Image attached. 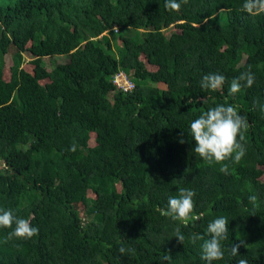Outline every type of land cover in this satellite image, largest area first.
I'll use <instances>...</instances> for the list:
<instances>
[{
  "label": "trees",
  "instance_id": "1",
  "mask_svg": "<svg viewBox=\"0 0 264 264\" xmlns=\"http://www.w3.org/2000/svg\"><path fill=\"white\" fill-rule=\"evenodd\" d=\"M177 2L0 0V207L39 229L8 243L11 229H0V264H209L190 236L207 239L220 216L229 238L211 264H264V13L242 11L244 0ZM61 55L68 61L42 65ZM249 67L254 84L230 95ZM119 70L133 89L112 82ZM208 73L225 76L221 89L200 87ZM217 104L249 125L228 175L194 152L189 133ZM178 187L196 193L199 218L187 226L158 211Z\"/></svg>",
  "mask_w": 264,
  "mask_h": 264
},
{
  "label": "clouds",
  "instance_id": "2",
  "mask_svg": "<svg viewBox=\"0 0 264 264\" xmlns=\"http://www.w3.org/2000/svg\"><path fill=\"white\" fill-rule=\"evenodd\" d=\"M188 0H183L187 3ZM181 4L177 0H165V8L171 11H178ZM241 10L250 15L256 16L264 13V0H244ZM225 82V76L219 73H208L202 76L200 87L204 90L216 91L222 88ZM255 82V75L251 68L242 72L238 77L231 80L229 94L235 95L242 88L251 87ZM258 103V101H254ZM261 113H264V103L259 104ZM249 125L246 117L240 115L237 108L232 105L217 104L202 111L198 118L190 122L189 133L195 141L193 148L194 152L202 158L206 164H220L219 171L222 174H231L229 164L225 161L231 160L232 163L238 164L246 155L247 149L245 146L244 133ZM183 143V140L180 141ZM70 151L76 150V145H71ZM251 191V185L248 186ZM195 191L189 188L178 187L177 194L169 196L166 209H158L161 215L170 218L173 221H180L187 226L188 223L199 216H193ZM249 202L254 208L259 207V199L256 194L249 195ZM229 220L227 217H217L207 224V235L205 239L199 234L193 233L190 236V241L195 244L197 240H203L201 245L202 259L211 264L213 261L222 260L225 256V251L222 247V241L229 238ZM11 229L3 238V243H8L12 239H31L38 235L39 229L31 224L30 220L20 218L14 215L11 209L0 207V229ZM174 236L179 243L184 242V235L177 228ZM243 244H232L229 252L232 256L239 254V248ZM124 248H120L119 252L123 254ZM164 260L169 259V254L166 253ZM237 264H247V260L240 259Z\"/></svg>",
  "mask_w": 264,
  "mask_h": 264
},
{
  "label": "rangeland",
  "instance_id": "3",
  "mask_svg": "<svg viewBox=\"0 0 264 264\" xmlns=\"http://www.w3.org/2000/svg\"><path fill=\"white\" fill-rule=\"evenodd\" d=\"M173 27H169V30H172ZM168 30V29H167ZM133 33V31H129ZM167 32V31H166ZM169 33V32H167ZM114 54H117V49L115 47L112 48ZM28 60L29 57H26ZM5 65L8 66L11 64V56L9 54L5 55ZM68 61V56L67 55H61V56H53V57H44L42 59V65L46 67L47 69H51L55 64L57 63H64Z\"/></svg>",
  "mask_w": 264,
  "mask_h": 264
},
{
  "label": "built area",
  "instance_id": "4",
  "mask_svg": "<svg viewBox=\"0 0 264 264\" xmlns=\"http://www.w3.org/2000/svg\"><path fill=\"white\" fill-rule=\"evenodd\" d=\"M112 82L122 91H129L134 88L133 80L123 70H119L113 75Z\"/></svg>",
  "mask_w": 264,
  "mask_h": 264
}]
</instances>
